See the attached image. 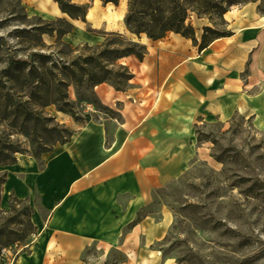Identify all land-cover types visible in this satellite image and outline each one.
I'll list each match as a JSON object with an SVG mask.
<instances>
[{
	"label": "crops",
	"instance_id": "obj_1",
	"mask_svg": "<svg viewBox=\"0 0 264 264\" xmlns=\"http://www.w3.org/2000/svg\"><path fill=\"white\" fill-rule=\"evenodd\" d=\"M25 3L77 29L88 22L93 30L128 33L126 0L117 6L92 0L85 22L69 19L53 0ZM224 19L231 35L202 51L172 32L155 41L141 35L143 59L121 60L133 75L127 89L102 83L89 95L113 117L80 123L57 112L73 132L69 141L0 168L2 202L25 201L35 227L14 264H176L162 245L174 221L171 208L160 203L136 219L157 190L206 161L195 125L225 126L240 116L264 130V11L247 3Z\"/></svg>",
	"mask_w": 264,
	"mask_h": 264
},
{
	"label": "rangeland",
	"instance_id": "obj_2",
	"mask_svg": "<svg viewBox=\"0 0 264 264\" xmlns=\"http://www.w3.org/2000/svg\"><path fill=\"white\" fill-rule=\"evenodd\" d=\"M91 2L87 0L82 5L89 7ZM249 3L257 4L259 12L264 11V0ZM243 5L232 6L230 10ZM54 20L56 18L39 13L34 5L27 6L25 0H0V92L7 91L1 84L5 83L2 70L8 58H25L31 50L28 41L17 35L25 36L21 31ZM189 21L199 38L207 20L190 18ZM85 23L80 29L72 23V31L61 41L74 49L86 44L92 46L95 37L103 42L111 33H116L93 30ZM53 27L66 28L59 24ZM122 35L135 39L128 33ZM41 39L45 45H52L54 51L61 48L55 43V32L51 36L43 34ZM89 95L85 86L78 89V94L73 85L68 88L69 99L79 118L114 116L113 111L91 96L90 101L84 100ZM44 111L62 124L54 105ZM10 122L0 116V144H17L23 153H16V160L27 155L29 141L14 133ZM199 131L210 139L198 142L208 149L206 161H195L184 176L157 190L152 203L144 209V213L152 212L157 204L165 203L173 212V224L162 243L164 254L176 264H264V130L257 129L250 119L235 116L225 126L204 124ZM1 190L0 183V264H10L13 246L17 244L19 249L29 245L35 231L30 226L26 202L6 205L2 202ZM3 249L7 250L4 256L1 255ZM25 250L26 247L19 255Z\"/></svg>",
	"mask_w": 264,
	"mask_h": 264
},
{
	"label": "trees",
	"instance_id": "obj_3",
	"mask_svg": "<svg viewBox=\"0 0 264 264\" xmlns=\"http://www.w3.org/2000/svg\"><path fill=\"white\" fill-rule=\"evenodd\" d=\"M60 11L71 20L85 22L88 7L73 3L71 0H53ZM117 6L120 0H100ZM254 0H126L124 25L128 34L138 38H126L122 34L111 33L99 45H84L71 48L61 41L62 37L72 31L71 23L66 19H56L43 25H32L28 30L17 35L26 39L30 52L25 58H8L2 70L5 83L1 84L7 91L0 92V116L10 119L9 127L16 134H21L29 141L28 155L39 158L50 151L56 144L69 141L72 131L54 121L44 109L54 105L56 111L69 114L75 121L88 122L89 115L79 118L75 105L69 100L68 88L73 85L76 93L85 86L92 89L102 83L111 85L117 91H124L129 86L133 75L128 67L121 64L123 58L134 56L142 60L147 53L146 46L140 42V36L155 41L164 38L167 33L178 34L190 39L193 46L202 51L214 40L227 37L224 15L232 6L247 4ZM262 2V0H261ZM190 18L206 19L208 24L202 26L199 39ZM65 25V29L54 25ZM56 33L60 49L52 50V45H45L43 34ZM72 55V56H71ZM2 90V89H1ZM90 96L85 97L90 101ZM204 127V124L202 125ZM195 125L197 142H207L209 137L203 135ZM23 153L16 144H0V165L13 164L14 155ZM216 161L220 158L213 156ZM5 173L0 175L3 184ZM12 202L22 203L14 196ZM30 210V208H29ZM144 212L137 214L138 221ZM33 231L35 227L30 223ZM166 238V237H165ZM165 240V239H164Z\"/></svg>",
	"mask_w": 264,
	"mask_h": 264
},
{
	"label": "built area",
	"instance_id": "obj_4",
	"mask_svg": "<svg viewBox=\"0 0 264 264\" xmlns=\"http://www.w3.org/2000/svg\"><path fill=\"white\" fill-rule=\"evenodd\" d=\"M27 246H28V245L23 246V247H20L19 249H17V247H18L17 244H15V245L13 246V251H11L12 253H11V261H10V264H12V263L16 260L17 256L19 255V252H20L24 247H27ZM8 250H10V249H8ZM6 252H7V250H6V249H3V250L1 251V255L4 256Z\"/></svg>",
	"mask_w": 264,
	"mask_h": 264
},
{
	"label": "water",
	"instance_id": "obj_5",
	"mask_svg": "<svg viewBox=\"0 0 264 264\" xmlns=\"http://www.w3.org/2000/svg\"><path fill=\"white\" fill-rule=\"evenodd\" d=\"M135 39H138V38L135 37Z\"/></svg>",
	"mask_w": 264,
	"mask_h": 264
}]
</instances>
